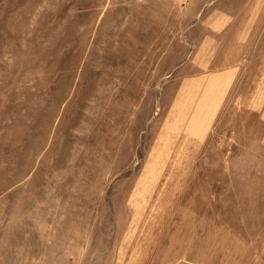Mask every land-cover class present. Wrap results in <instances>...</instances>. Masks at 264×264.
<instances>
[{
  "label": "rangeland",
  "instance_id": "1",
  "mask_svg": "<svg viewBox=\"0 0 264 264\" xmlns=\"http://www.w3.org/2000/svg\"><path fill=\"white\" fill-rule=\"evenodd\" d=\"M0 264H264V0H0Z\"/></svg>",
  "mask_w": 264,
  "mask_h": 264
}]
</instances>
